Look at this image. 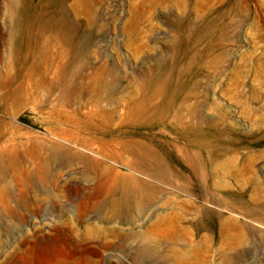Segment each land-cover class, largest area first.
Returning <instances> with one entry per match:
<instances>
[{
  "label": "rangeland",
  "instance_id": "obj_1",
  "mask_svg": "<svg viewBox=\"0 0 264 264\" xmlns=\"http://www.w3.org/2000/svg\"><path fill=\"white\" fill-rule=\"evenodd\" d=\"M0 264H264V0H0Z\"/></svg>",
  "mask_w": 264,
  "mask_h": 264
},
{
  "label": "bare ground",
  "instance_id": "obj_2",
  "mask_svg": "<svg viewBox=\"0 0 264 264\" xmlns=\"http://www.w3.org/2000/svg\"><path fill=\"white\" fill-rule=\"evenodd\" d=\"M63 26L65 29L66 28V21L62 22ZM67 36V35H66ZM67 39V37H65ZM80 64V61L76 60V59H66L60 62L59 66L60 70L57 71V75L62 74L63 68L64 67H69V73H75L76 72V68L77 66ZM76 74V73H75ZM84 123H86V120H83ZM72 138H74V143L75 144H80V145H84V146H90L92 144L91 140H83V138H80L79 135L74 134V136H72ZM96 140V139H95ZM102 145H104V143H102ZM97 146V145H94ZM114 147V146H113ZM93 148V146H92ZM126 148V147H125ZM90 149V147H89ZM115 150V149H114ZM119 153V152H118ZM143 158L149 159V160H154L155 155L148 152V151H143L141 153ZM153 162V161H152ZM132 165V164H131ZM131 167V166H130ZM135 168V167H134ZM34 173L39 174V177L41 178V180L45 178V171H44V165L43 164H36L34 170ZM31 171H24L22 177L20 178H16L13 182H4V185H13L16 188H26L30 185H32L34 183L33 179H32V173ZM28 185V186H27ZM111 184L110 182H103L99 184V193L95 196L94 200H97L99 202H103L107 199V197L109 196V194L111 193ZM126 198H128V196H125Z\"/></svg>",
  "mask_w": 264,
  "mask_h": 264
}]
</instances>
